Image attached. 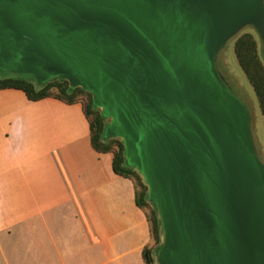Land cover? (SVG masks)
Segmentation results:
<instances>
[{"label":"water","instance_id":"1","mask_svg":"<svg viewBox=\"0 0 264 264\" xmlns=\"http://www.w3.org/2000/svg\"><path fill=\"white\" fill-rule=\"evenodd\" d=\"M264 0H0V72L91 94L156 207L158 264H264V164L216 58Z\"/></svg>","mask_w":264,"mask_h":264},{"label":"crops","instance_id":"2","mask_svg":"<svg viewBox=\"0 0 264 264\" xmlns=\"http://www.w3.org/2000/svg\"><path fill=\"white\" fill-rule=\"evenodd\" d=\"M133 183L95 152L81 104L0 90V264H145Z\"/></svg>","mask_w":264,"mask_h":264},{"label":"trees","instance_id":"3","mask_svg":"<svg viewBox=\"0 0 264 264\" xmlns=\"http://www.w3.org/2000/svg\"><path fill=\"white\" fill-rule=\"evenodd\" d=\"M251 29L254 30L252 27ZM233 42L237 63L252 87L261 115L264 116V57L261 59L257 42L249 33L242 31ZM9 74L13 76L0 80V90L22 91L32 102L52 98L67 105L78 103L82 105L90 126L93 150L100 154H112L113 172L119 177L130 180L134 185L136 205L145 213L151 234V243L143 250V259L145 264H158L155 257L162 242V231L156 207L148 201V188L141 175L127 166L123 142L119 139L104 138L109 120L94 107L91 94L80 88L71 90L69 84L61 79L39 85L32 77Z\"/></svg>","mask_w":264,"mask_h":264},{"label":"rangeland","instance_id":"4","mask_svg":"<svg viewBox=\"0 0 264 264\" xmlns=\"http://www.w3.org/2000/svg\"><path fill=\"white\" fill-rule=\"evenodd\" d=\"M242 31L249 33L254 37L258 45L259 55L261 59H263L262 43L257 32L251 29V27L245 28ZM235 38L230 40L219 52L216 58V65L223 81L249 111L255 148L260 161L264 164V116L261 115L254 91L235 58L233 42ZM10 76L13 75L7 72H0V80L6 79Z\"/></svg>","mask_w":264,"mask_h":264}]
</instances>
